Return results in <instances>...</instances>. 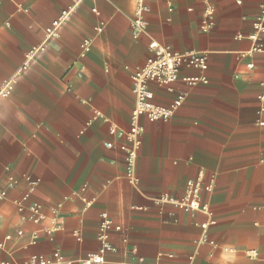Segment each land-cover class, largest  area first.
I'll use <instances>...</instances> for the list:
<instances>
[{"label": "crops", "instance_id": "crops-1", "mask_svg": "<svg viewBox=\"0 0 264 264\" xmlns=\"http://www.w3.org/2000/svg\"><path fill=\"white\" fill-rule=\"evenodd\" d=\"M144 5L146 29L135 35L136 0H0V88L15 78L0 99V261L58 251L81 264L98 251L105 217L120 230L109 233L104 264H264V52L255 50L264 34L251 38L264 0ZM83 39L90 46L81 56ZM150 43L206 54L207 68H181L172 92L148 85L156 105L177 94L183 101L168 122L140 118L129 175L127 141L110 130L128 131L131 76L152 55ZM24 176L38 181L32 191ZM197 178L212 182L200 193L208 214L158 204L164 194L181 199Z\"/></svg>", "mask_w": 264, "mask_h": 264}, {"label": "built area", "instance_id": "built-area-1", "mask_svg": "<svg viewBox=\"0 0 264 264\" xmlns=\"http://www.w3.org/2000/svg\"><path fill=\"white\" fill-rule=\"evenodd\" d=\"M170 1V0H167ZM206 1V0H205ZM73 6L61 11L59 16L51 23V26L46 29V38H50L54 32L61 26L63 22L68 18ZM148 8L144 5V0H136V12L135 16L131 21V27L135 35H139L145 32L146 22L142 18L143 13L147 12ZM95 12V10H93ZM204 29V26H202ZM255 34L251 37L252 40H256L257 36L264 34V8L261 15L257 18L254 23ZM97 32L100 28L96 29ZM90 42L88 39H83L80 43V54L84 56L88 51ZM149 49L152 55L147 58L143 66L134 71L131 76V92L134 96V108L131 112L130 126L127 132L118 131L111 129L110 134L117 135L118 137H124L127 141V145L121 146V150L125 153V163L129 175L133 170L135 164L137 149L141 144V134L143 127L139 124L141 117H145L149 122H168L173 116L174 112L181 105L183 101V95L177 94L173 102L165 107L156 105L153 102V94L149 90L148 85L154 83L162 88H165L169 92H172V85L178 79V73L181 68L188 67L198 70H205L207 68V56L203 53L194 51H187L184 53H178L172 51L167 46H159L155 43L149 44ZM257 52H264V47H256ZM37 53V50H31L26 55V62L21 68L20 72L25 70L27 62L30 61ZM252 67L251 65L248 66ZM185 82L189 85L195 84L197 78H185ZM15 84V78H11L5 81L0 88V99L6 98ZM257 99L260 103L259 112H264V83L262 84V92L258 94ZM263 122H258V125H263ZM105 148H110L111 145L105 143ZM24 179L29 185L30 191L37 185L38 181L33 180L28 176H24ZM212 189V182L206 185L202 184L200 178L187 183V189L184 196L181 199L174 200L168 194H164L157 201L158 204L172 203L176 209L184 212H202L208 214L207 205L200 203V193L205 190L210 192ZM29 191V193H30ZM29 193L25 194L23 200H27ZM4 194L1 193L0 196ZM22 205L19 206V210H22ZM40 207L38 204H30L28 206L29 212L32 214V221L38 223L42 216L39 211ZM214 224V221L201 225L202 229H206L208 225ZM58 226L54 227L55 231ZM111 230L119 231L120 227L112 224L110 220L103 217L99 224V233L97 240L99 242L98 251L94 254H89L79 262L81 264H104L105 255L107 252L114 250L109 243V233ZM20 234V232H19ZM77 238L78 235L74 234ZM69 259L64 258L58 251H54L49 257L43 255H33L26 261L20 264H71ZM0 264H17L8 261H0Z\"/></svg>", "mask_w": 264, "mask_h": 264}]
</instances>
